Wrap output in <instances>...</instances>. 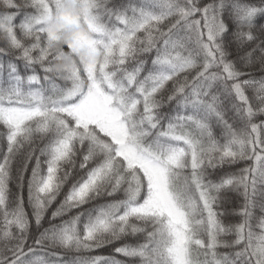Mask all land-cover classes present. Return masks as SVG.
Listing matches in <instances>:
<instances>
[{"label": "snow or ice", "instance_id": "6c2138e0", "mask_svg": "<svg viewBox=\"0 0 264 264\" xmlns=\"http://www.w3.org/2000/svg\"><path fill=\"white\" fill-rule=\"evenodd\" d=\"M0 264H264V0H0Z\"/></svg>", "mask_w": 264, "mask_h": 264}]
</instances>
